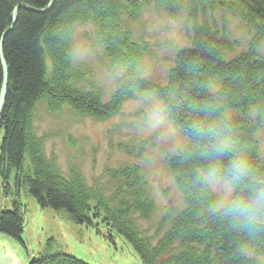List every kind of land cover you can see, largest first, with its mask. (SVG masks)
<instances>
[{
    "label": "trees",
    "instance_id": "trees-1",
    "mask_svg": "<svg viewBox=\"0 0 264 264\" xmlns=\"http://www.w3.org/2000/svg\"><path fill=\"white\" fill-rule=\"evenodd\" d=\"M50 1L0 0V47L3 43L9 72L1 117L6 139L0 155L7 194L20 196L23 192L42 209L55 211L76 226L96 228L95 222H102L123 235L144 264H264L259 259L264 258V160L258 154L255 126L227 115L230 110L246 112L260 107L264 99V61L255 53L264 44V0L189 1L191 22H196L207 2L212 10L219 5L238 12L251 31L254 53L239 63L227 64L224 60L233 44L214 35L208 23H195L191 49L178 54L169 85L158 91L167 116L182 130L188 146L171 163L185 209L157 245L144 237L131 219L139 214L147 218L153 212L148 199L138 191L131 200H120L119 192L109 199L102 191L89 188L78 173L62 175L43 154L32 128L34 105L43 98L54 111L67 106L97 119L119 110L134 86L123 84L108 105L97 91L81 92L77 88L81 73L70 51L71 36L78 24H95L110 61L130 68L143 51L132 43L124 23L138 17L150 0H56L49 13L34 12L45 10ZM153 1L172 14L179 8L176 0ZM20 5L33 11L20 10L13 27L14 12ZM3 81L0 57V91ZM258 110L264 112V107ZM26 155L29 165L25 164ZM212 172L235 191L232 202L219 212L211 211L215 197L201 176ZM135 187L137 183L131 185ZM13 205V212L0 214V233L27 252L22 205L17 201ZM176 244L181 252L165 262L164 256ZM46 246L30 264H86L65 255L54 240ZM247 250L255 257L247 256Z\"/></svg>",
    "mask_w": 264,
    "mask_h": 264
},
{
    "label": "rangeland",
    "instance_id": "rangeland-1",
    "mask_svg": "<svg viewBox=\"0 0 264 264\" xmlns=\"http://www.w3.org/2000/svg\"><path fill=\"white\" fill-rule=\"evenodd\" d=\"M176 1L179 8L176 7L174 14L150 0L138 17L126 19L124 24L132 43L143 51L130 68L110 61L99 43L95 24L75 26L70 51L73 64L81 73L77 88L83 93H101L102 101L108 105L123 84L134 86L131 96L122 102L117 112L103 119L77 114L67 106L51 112L47 99L43 98L35 103L32 113V128L41 141L43 154L62 175L69 177L72 172L78 173L89 188L102 191L109 199L119 192L120 200H131L130 196L137 191L148 199L153 212L147 218L139 214L131 219L137 230L155 245L171 230L174 219L185 209L171 163L188 146L182 130L167 116L158 91L169 85L178 54L191 49L195 23L200 26L208 23L214 35L233 44V51L224 60L227 64L239 63L252 52L251 31L238 12L219 5L212 10L207 2L196 22H191L190 0ZM255 53L263 62L264 44L255 49ZM250 63L255 65L256 61L250 60ZM48 66L51 67L50 61ZM263 100L260 107H251L246 112L230 110L227 115L255 126L258 154L264 160V112L258 110L264 107ZM5 139L1 125L0 153ZM25 164H30L28 155ZM1 176L0 214L13 212L14 201H17L22 205L25 222L23 241L27 252L13 238L0 233V250L4 257L11 258L12 264H30L32 259L39 258L49 238L65 255L86 264H121L120 258H126L128 264H144L128 240L102 222L96 221V228L76 226L57 212L42 209L37 200L24 193L9 196L12 193L7 194L8 184ZM201 176L215 197L211 211L226 208L234 198L233 186L216 174L202 173ZM133 183H137L134 189L131 188ZM180 249L179 244L174 245L168 256H164L165 262L180 253ZM246 254L255 257L252 251L247 250ZM259 259L264 263V258Z\"/></svg>",
    "mask_w": 264,
    "mask_h": 264
},
{
    "label": "water",
    "instance_id": "water-1",
    "mask_svg": "<svg viewBox=\"0 0 264 264\" xmlns=\"http://www.w3.org/2000/svg\"><path fill=\"white\" fill-rule=\"evenodd\" d=\"M55 2H56V0H51V4L45 10H43V11H36V10H34V12L41 13V14H47L53 8ZM22 9L29 10V11H33V10H31V9L23 6V5L18 6L15 9V12H14L13 27L16 25L18 12L20 10H22ZM12 28H11V30H9L5 34V36L9 32L12 31ZM2 49H3V43H1V47H0V57H1V62H2V66H3V70H4V77H5L4 78V81H5V84H4L3 91H2L1 96H0V122H1V116H2L3 110L5 108V101H6V97H7V83H8V68H7L5 59H4V55H3ZM0 128H1V124H0ZM0 264H12L11 258H6V257L3 256V250H0Z\"/></svg>",
    "mask_w": 264,
    "mask_h": 264
},
{
    "label": "bare ground",
    "instance_id": "bare-ground-1",
    "mask_svg": "<svg viewBox=\"0 0 264 264\" xmlns=\"http://www.w3.org/2000/svg\"><path fill=\"white\" fill-rule=\"evenodd\" d=\"M140 1H141V0H140ZM141 2H142V1H141ZM50 4H51V1H50L49 5H50ZM49 5H48V6H49ZM52 9H53V8H52ZM52 9H51V10H52ZM51 10H50V11H51ZM50 11H49V12H50ZM49 12H48V13H49ZM2 51H3V49H2ZM72 57H73V56H72ZM7 68H8V67H7ZM4 78H5V77H4ZM4 84H5V81H3V85H2V87H1L0 95H1V93H2V91H3ZM8 85H9V74H8V83H7V97H8ZM7 97H6V98H7ZM40 100H41V99H40ZM40 100H39V101H40ZM6 102H7V101H5V103H6ZM46 102H47V104L49 105V102H48V101H46ZM48 107H49V106H48ZM49 110H50L51 112H55V111H54L53 109H51L50 107H49ZM2 144H3V143H2ZM0 151H1V150H0ZM1 153H2V152H1ZM1 153H0V154H1ZM21 194L23 195V192H21ZM49 239H50V241L53 240L52 238H49ZM119 262H120L121 264H128V260H127L126 258H120V259H119Z\"/></svg>",
    "mask_w": 264,
    "mask_h": 264
},
{
    "label": "clouds",
    "instance_id": "clouds-1",
    "mask_svg": "<svg viewBox=\"0 0 264 264\" xmlns=\"http://www.w3.org/2000/svg\"><path fill=\"white\" fill-rule=\"evenodd\" d=\"M209 175H210V176H214V175H215V173H214V172H212V173H210Z\"/></svg>",
    "mask_w": 264,
    "mask_h": 264
}]
</instances>
